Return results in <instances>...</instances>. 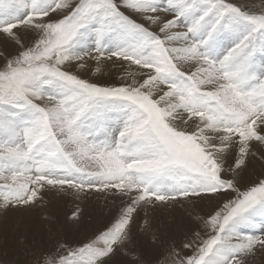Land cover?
<instances>
[{"label":"snow or ice","instance_id":"6c2138e0","mask_svg":"<svg viewBox=\"0 0 264 264\" xmlns=\"http://www.w3.org/2000/svg\"><path fill=\"white\" fill-rule=\"evenodd\" d=\"M0 61V208L47 192L119 201L97 235L57 238L36 264L264 256V0H0ZM188 204L178 244L135 224Z\"/></svg>","mask_w":264,"mask_h":264},{"label":"rangeland","instance_id":"374dc122","mask_svg":"<svg viewBox=\"0 0 264 264\" xmlns=\"http://www.w3.org/2000/svg\"><path fill=\"white\" fill-rule=\"evenodd\" d=\"M118 204L111 195L102 193L47 192L32 207L7 211L0 208V264H36V256L42 249L51 248L57 238L73 243L93 238L114 220ZM77 210L79 216L74 219L72 214ZM145 216L157 228L163 227L177 244L191 238L195 216L192 205L145 209L135 217V224L142 226ZM136 237L149 256L155 255L150 234L137 229ZM252 264H264V256L257 255Z\"/></svg>","mask_w":264,"mask_h":264},{"label":"bare ground","instance_id":"6f19581e","mask_svg":"<svg viewBox=\"0 0 264 264\" xmlns=\"http://www.w3.org/2000/svg\"><path fill=\"white\" fill-rule=\"evenodd\" d=\"M239 2L252 3L253 0H239ZM254 3H255V6H256V7H259V6H260V1H258V0H254ZM0 64H1V63H0ZM114 72H115V69L112 68V66H110V65H106V66H105V72H104V75H105L106 77L111 76ZM188 206H191V204H188Z\"/></svg>","mask_w":264,"mask_h":264}]
</instances>
